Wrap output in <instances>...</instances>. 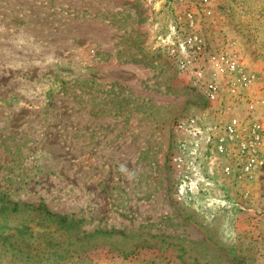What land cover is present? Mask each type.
I'll use <instances>...</instances> for the list:
<instances>
[{
  "label": "rangeland",
  "instance_id": "obj_1",
  "mask_svg": "<svg viewBox=\"0 0 264 264\" xmlns=\"http://www.w3.org/2000/svg\"><path fill=\"white\" fill-rule=\"evenodd\" d=\"M199 3L0 0V264H264V175L206 143L258 83L224 114L159 40L194 31L196 66L264 80V0Z\"/></svg>",
  "mask_w": 264,
  "mask_h": 264
},
{
  "label": "built area",
  "instance_id": "obj_2",
  "mask_svg": "<svg viewBox=\"0 0 264 264\" xmlns=\"http://www.w3.org/2000/svg\"><path fill=\"white\" fill-rule=\"evenodd\" d=\"M183 2L184 0H176ZM207 4L209 0H201ZM198 4L199 0H198ZM187 20L193 25V15L187 14ZM192 27V26H191ZM170 27L167 36L159 37L160 46L165 47L169 55L177 62L180 70L191 71L192 79L202 94L210 102H219L223 93H226V101L239 99L247 96L258 83L257 96L243 103L245 114H229L220 124L209 127L210 134L207 139L210 158H214L221 165V173L227 177L238 180L254 181L264 175V80L259 79L256 74H247L240 68L238 62L225 55L212 57L210 70L204 65H195L196 52L203 47V39L196 32L192 31L187 35L180 36L172 32ZM208 70V71H207ZM221 75L224 82L217 80ZM226 88V89H225ZM228 102L223 107V113L228 112L231 107ZM222 107V109H223ZM179 128L188 134H200L201 127L195 119H189L180 123ZM177 162H182L181 157H176Z\"/></svg>",
  "mask_w": 264,
  "mask_h": 264
},
{
  "label": "crops",
  "instance_id": "obj_3",
  "mask_svg": "<svg viewBox=\"0 0 264 264\" xmlns=\"http://www.w3.org/2000/svg\"><path fill=\"white\" fill-rule=\"evenodd\" d=\"M259 224L263 226L261 230L264 231V218H261V221L259 222Z\"/></svg>",
  "mask_w": 264,
  "mask_h": 264
},
{
  "label": "trees",
  "instance_id": "obj_4",
  "mask_svg": "<svg viewBox=\"0 0 264 264\" xmlns=\"http://www.w3.org/2000/svg\"><path fill=\"white\" fill-rule=\"evenodd\" d=\"M45 214L47 215V216H49V217H56V218H59V217H57V216H55V215H53V214H51V213H49V212H45Z\"/></svg>",
  "mask_w": 264,
  "mask_h": 264
}]
</instances>
